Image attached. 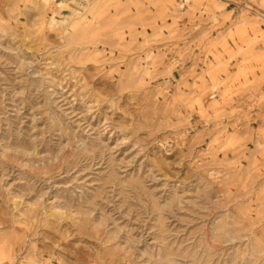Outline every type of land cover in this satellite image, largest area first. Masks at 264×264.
Instances as JSON below:
<instances>
[{
    "label": "rangeland",
    "instance_id": "obj_1",
    "mask_svg": "<svg viewBox=\"0 0 264 264\" xmlns=\"http://www.w3.org/2000/svg\"><path fill=\"white\" fill-rule=\"evenodd\" d=\"M0 264H264V0H0Z\"/></svg>",
    "mask_w": 264,
    "mask_h": 264
},
{
    "label": "bare ground",
    "instance_id": "obj_2",
    "mask_svg": "<svg viewBox=\"0 0 264 264\" xmlns=\"http://www.w3.org/2000/svg\"><path fill=\"white\" fill-rule=\"evenodd\" d=\"M187 1V0H186Z\"/></svg>",
    "mask_w": 264,
    "mask_h": 264
}]
</instances>
